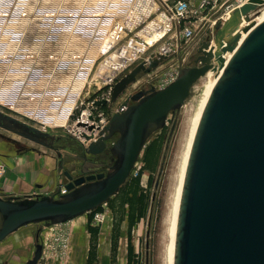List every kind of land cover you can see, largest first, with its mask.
I'll return each instance as SVG.
<instances>
[{
    "label": "rangeland",
    "instance_id": "1",
    "mask_svg": "<svg viewBox=\"0 0 264 264\" xmlns=\"http://www.w3.org/2000/svg\"><path fill=\"white\" fill-rule=\"evenodd\" d=\"M166 1L171 5L177 2L0 0V57L2 53L5 55L3 60L0 58V107L20 115L23 121L29 119L26 122L42 130L49 124L36 121L37 114L41 120L58 119L53 127L50 126L52 131L68 132L80 142L63 136L50 138L52 146L65 147L76 153L92 147L100 152L91 156L109 160L110 148L119 137L116 134L109 142L103 140L109 123L129 103L132 94L140 88L150 89L148 87L155 74L166 69V58L149 73L141 68V65L147 67L159 59L157 54L162 45L170 35H175L174 28L169 33L162 28L161 22H165L168 15ZM262 16L264 0H246L219 14L214 21H222L219 29L213 25L215 23L204 29L196 22L198 27L190 45L188 64L202 65L226 57L242 34ZM131 41H134L133 49L128 50ZM142 44L146 49L140 53L138 46ZM202 56L204 58L200 59ZM129 58H132L131 61H128ZM124 60L127 61L126 66L115 65ZM112 63H115L114 66ZM109 70L114 73L110 77ZM127 78L133 81L126 84ZM204 78L195 84L192 96L184 107L171 114L165 128L152 136L131 176L122 186L127 190L129 182L145 165L148 146L158 141L160 151L155 170L146 169L141 174L139 194H145L148 208L145 217L132 230L134 252L131 261L128 259L130 237L127 220L121 224L117 249L113 252L115 212L107 202L91 224L85 215V218L79 217L51 227L44 223L25 226L12 236L20 238V243L26 245L0 260V264H25L34 256L38 243L44 246L43 257L38 264H86L87 248L91 245V236L88 235L90 225L99 226V237H102V242L107 240V255H103L105 247L102 245L98 264H170L173 204L186 150L188 125L208 81ZM122 83L124 86L120 87ZM13 140L19 141L20 145L14 144ZM20 146L36 149L23 154H37L39 159L51 161L53 170L49 176L55 180L56 150L29 142L7 130L0 131L1 153L17 154ZM77 161L76 156L68 155L63 160L64 167L73 170L78 166ZM111 163L113 165L114 161ZM6 169L5 164L0 165L1 176L7 172ZM121 199L122 194L111 199L117 212L121 209ZM105 224L108 227L103 230ZM38 232L40 242L37 241Z\"/></svg>",
    "mask_w": 264,
    "mask_h": 264
},
{
    "label": "water",
    "instance_id": "2",
    "mask_svg": "<svg viewBox=\"0 0 264 264\" xmlns=\"http://www.w3.org/2000/svg\"><path fill=\"white\" fill-rule=\"evenodd\" d=\"M164 59L160 56L141 68L149 73ZM213 65L210 61L184 67L165 88H141L130 96L103 135L108 141L119 134L110 148L114 164L107 173L75 176L64 167L60 153L66 148L41 139L64 136L80 142L77 138L54 133L47 125L42 130L0 110V128L58 152L54 189L68 190L58 196L0 195V242L25 226L63 224L109 202L128 181L152 136L165 128L170 114L182 109ZM195 105L176 194L170 264H264V19L232 57H224ZM35 150L20 146L17 154ZM84 152L96 155L100 150L90 147ZM43 251L38 243L25 264H38Z\"/></svg>",
    "mask_w": 264,
    "mask_h": 264
},
{
    "label": "built area",
    "instance_id": "3",
    "mask_svg": "<svg viewBox=\"0 0 264 264\" xmlns=\"http://www.w3.org/2000/svg\"><path fill=\"white\" fill-rule=\"evenodd\" d=\"M245 1L246 0H177L173 5L166 1L165 7L170 20L167 15L165 18L166 21L161 22L162 28L166 30V33L171 32L174 28L175 35H170V37L166 39L159 54H157V58L164 56L167 59L166 65L163 63L166 69L163 68L155 74L148 88L159 90L174 82L178 78L182 68L191 66L188 64L190 45L195 39L197 27L202 25L204 29H208L213 23H215L213 25L216 26L217 24H221L222 21L217 20L214 22L215 19L219 17V14H222L225 10H229L235 4H243ZM196 22H199L198 26L195 25ZM133 43L131 41L127 46L128 50L133 49ZM145 49L146 47L143 44L142 46H138L140 53L144 52ZM131 56L133 57V55ZM4 57L5 55L2 53L0 58L3 60ZM130 59L132 58H129L128 61H131ZM125 62L127 61L124 60L123 63L120 62L117 64L112 63V65L114 66L115 64L116 66H120V64H124L126 66ZM114 79L115 78H113L111 82L114 81ZM126 107L127 106H123L121 112H123ZM65 133L68 134V132ZM74 137L77 138L76 136ZM49 193H55L58 196L60 194H67L68 190L62 186L57 193L56 189L45 192V194Z\"/></svg>",
    "mask_w": 264,
    "mask_h": 264
},
{
    "label": "crops",
    "instance_id": "4",
    "mask_svg": "<svg viewBox=\"0 0 264 264\" xmlns=\"http://www.w3.org/2000/svg\"><path fill=\"white\" fill-rule=\"evenodd\" d=\"M108 74H110L109 75L110 77L114 73L111 70H109ZM0 110L4 111L2 107H0ZM4 112L10 115H13L17 118L20 117V115H16V113L14 112H10V111L8 112L4 111ZM24 120L28 121V119L26 120V118ZM1 130H4V129L0 128V131ZM1 152L3 151L0 150V165L5 164V166L7 167L6 169L7 172L2 176L0 175V195L1 196H10V195L24 196L28 194H33L35 192L45 193V192L53 190L56 187V184H57L56 179L51 180L49 176V174L53 170V166L51 165V161L48 162L47 158L39 159L37 154L36 156L35 154H32V153L21 154V155L14 154V155H9V157H5L4 156L5 153L1 154ZM83 216L85 218V215ZM86 216L89 219V213L86 214ZM82 222L83 220H81V224ZM21 229H19L15 233H18ZM107 234L108 232L106 233V235ZM88 235L91 236V239H92V234L91 232H89V229H88ZM91 239H90V242H91ZM20 241H21L20 238L18 237L13 238L11 234L4 241L0 242V260H2L3 258L9 257L10 255H12V253L16 249L20 248L24 244L26 245V243L21 244ZM106 241L107 240L105 239V242H102V237H99V234H98V240H97L98 249L96 247V252L93 254V256H91L94 264H98L99 262V249L101 252L102 245L105 247L103 255L105 256L107 255ZM87 250L88 252L86 256V259H87L86 264L89 263L91 245L89 248H87Z\"/></svg>",
    "mask_w": 264,
    "mask_h": 264
},
{
    "label": "trees",
    "instance_id": "5",
    "mask_svg": "<svg viewBox=\"0 0 264 264\" xmlns=\"http://www.w3.org/2000/svg\"><path fill=\"white\" fill-rule=\"evenodd\" d=\"M159 151H160V147L158 146V141L157 142L155 141L150 146H148L145 152V157H144L145 165L139 171L138 175L132 178L131 182H129L127 190H125V188H121L120 192L117 194V195L122 194V199L120 203L121 209L117 212L116 206L112 204V200L108 202V204L111 205L110 207L115 212V221H114L113 234H112L114 253L117 249V240H118L121 224L125 220L128 221V225H129L128 234L130 237L129 246H128L129 261H131V259L133 258V252H134V248L131 242L132 230L134 226L137 224V222L141 218L145 217L147 208H148L145 194L143 193L139 194L141 174L146 169L155 170L158 156H159ZM127 205H128V208H127L128 210L125 208ZM100 211H102V206H100L95 211L89 213L90 223L92 222L94 216ZM89 231L92 234V239H91L90 257H89L90 259H89L88 264H94L91 256H93V254L96 252L97 240H98V234L100 232V227L90 225Z\"/></svg>",
    "mask_w": 264,
    "mask_h": 264
},
{
    "label": "flooded vegetation",
    "instance_id": "6",
    "mask_svg": "<svg viewBox=\"0 0 264 264\" xmlns=\"http://www.w3.org/2000/svg\"><path fill=\"white\" fill-rule=\"evenodd\" d=\"M117 135L119 136V134ZM50 138L52 140L54 139V137L52 136H47V137H43L41 140H43V142H47L48 144H50L52 143V140H49ZM111 139L108 140L107 142L111 141ZM60 154L63 160L65 157H68V155H73L78 158V161H77L78 166L72 170L75 173L74 174L75 176H86L91 173H99V172L107 173L108 172L107 169L111 167L112 165L111 163L112 160L114 161L112 156L109 157L110 158L109 160H107V159H104L102 156L87 155L82 149L80 150V152H77V153L66 149V151L64 150L63 153L61 152ZM4 156L9 157V154H4Z\"/></svg>",
    "mask_w": 264,
    "mask_h": 264
},
{
    "label": "bare ground",
    "instance_id": "7",
    "mask_svg": "<svg viewBox=\"0 0 264 264\" xmlns=\"http://www.w3.org/2000/svg\"><path fill=\"white\" fill-rule=\"evenodd\" d=\"M264 19V16H262V17H260L255 23H253L252 24V26L249 28V29H247V31L244 33V34H242V36L239 38V40L233 45V47L230 49V52L226 55V57H232L233 56V53L235 52V50L237 49V47L239 46V44L242 42V40L246 37V35H247V33L256 25V24H258L259 22H261L262 20ZM224 58H222V57H219V58H217L215 61H213V67L207 72V74H206V76H205V78L204 79H208V81H207V83H206V86L205 87H207L209 84H210V82H211V80H212V78H213V76H214V74H215V72H216V70H217V68H218V66H219V64L221 63V61L223 60ZM203 83H204V81H203ZM186 104V103H185ZM184 104V105H185ZM184 107V106H183ZM196 108V107H195ZM194 111V110H193ZM195 112V111H194ZM193 112V113H194ZM191 113V112H190ZM190 113H189V115H190ZM171 115V114H170ZM191 117V116H190ZM35 119V118H34ZM190 119V118H189ZM36 121H39V122H43V123H47L48 122V124H49V126H51V127H53V123H54V121L55 122H58L57 120L58 119H55V120H53V118L52 119H48L47 121H46V119H44V118H42V120H41V117L37 114V116H36V119H35ZM190 120H191V122H190ZM189 120V130H188V134H187V141H186V148H187V143H188V139H189V136H190V133H191V129H192V124H193V120H194V117L192 118V119H190ZM188 129V128H187ZM12 133V132H11ZM15 134V133H14ZM15 135H18V134H15ZM18 136H20V135H18ZM22 137V136H21ZM24 138V137H23ZM26 139V138H25ZM29 141V140H28ZM30 142H32V141H30ZM35 143V142H34ZM36 144H38V143H36ZM42 147H45L43 144H40ZM185 153H186V150H185V152H184V154H183V160H184V157H185ZM183 160H182V163H183ZM180 163V162H179ZM182 163H181V169H180V175H181V171H182ZM180 175H179V179H180ZM177 183V182H176ZM176 194H177V192H176ZM175 205H176V195H175V199H174V204H173V215H172V220H171V227H170V235H171V237H172V232H173V226H174V209H175ZM80 217H82V216H80ZM77 218H79V217H77ZM77 218H75V219H77ZM171 219V218H170ZM108 227V225L107 224H105L104 225V228H103V230H106V228ZM170 253H171V243H170V246H169V263H170Z\"/></svg>",
    "mask_w": 264,
    "mask_h": 264
}]
</instances>
